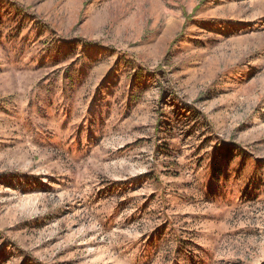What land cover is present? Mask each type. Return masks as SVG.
Wrapping results in <instances>:
<instances>
[{"label":"rangeland","instance_id":"374dc122","mask_svg":"<svg viewBox=\"0 0 264 264\" xmlns=\"http://www.w3.org/2000/svg\"><path fill=\"white\" fill-rule=\"evenodd\" d=\"M0 264H264V0H0Z\"/></svg>","mask_w":264,"mask_h":264},{"label":"trees","instance_id":"16d2710c","mask_svg":"<svg viewBox=\"0 0 264 264\" xmlns=\"http://www.w3.org/2000/svg\"><path fill=\"white\" fill-rule=\"evenodd\" d=\"M130 100L132 101V103H134V102H135V101H134V99H133V97H131V98H130Z\"/></svg>","mask_w":264,"mask_h":264}]
</instances>
